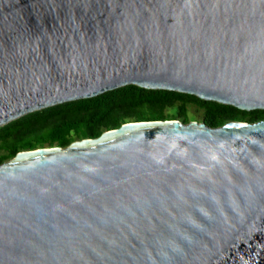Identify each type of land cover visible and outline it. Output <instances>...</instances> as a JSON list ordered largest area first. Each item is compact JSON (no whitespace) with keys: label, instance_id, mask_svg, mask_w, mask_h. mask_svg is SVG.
Masks as SVG:
<instances>
[{"label":"water","instance_id":"water-1","mask_svg":"<svg viewBox=\"0 0 264 264\" xmlns=\"http://www.w3.org/2000/svg\"><path fill=\"white\" fill-rule=\"evenodd\" d=\"M128 85L264 110V0H0V129ZM0 264H264V121L20 153Z\"/></svg>","mask_w":264,"mask_h":264},{"label":"trees","instance_id":"trees-1","mask_svg":"<svg viewBox=\"0 0 264 264\" xmlns=\"http://www.w3.org/2000/svg\"><path fill=\"white\" fill-rule=\"evenodd\" d=\"M191 105L205 112L203 123L214 129L231 122L264 121V110L248 112L190 94L128 85L28 114L0 129V166L14 161L20 153L68 148L75 141L98 138L130 121H197L190 115Z\"/></svg>","mask_w":264,"mask_h":264},{"label":"rangeland","instance_id":"rangeland-1","mask_svg":"<svg viewBox=\"0 0 264 264\" xmlns=\"http://www.w3.org/2000/svg\"><path fill=\"white\" fill-rule=\"evenodd\" d=\"M189 109H190L191 117H193V118L196 117L197 118V122H199V123H203L204 122L203 119H204V116H205V112L203 110H200L197 106H194V105H191ZM180 120L184 122V118H181Z\"/></svg>","mask_w":264,"mask_h":264}]
</instances>
